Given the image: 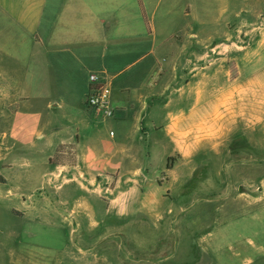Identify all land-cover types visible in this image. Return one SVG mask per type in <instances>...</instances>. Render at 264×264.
Wrapping results in <instances>:
<instances>
[{
    "label": "crops",
    "instance_id": "crops-1",
    "mask_svg": "<svg viewBox=\"0 0 264 264\" xmlns=\"http://www.w3.org/2000/svg\"><path fill=\"white\" fill-rule=\"evenodd\" d=\"M183 1V6L179 7ZM195 1L0 0V84L25 82L30 87L28 94L20 93L9 106L13 107L12 125L9 130L0 132V150L9 152L13 149L11 146L17 145L35 147L41 141L52 148L48 155L52 180L60 177L62 183L78 182L80 188L100 197L106 205V213L117 216L151 210L157 213L155 205L164 199L163 184L154 186V182L158 183L157 177L149 180L146 158H150V153L142 148L143 142L151 138L161 143L165 150L163 157H166L164 174H170L174 168L169 167L168 158L181 153L183 138L194 130L198 119L208 115L207 110L213 114L222 107L227 111L223 121L229 124L232 121L239 124L248 116L256 125L261 119V97L256 90L264 85V65L258 66L264 57V6L247 3L254 0H215L221 3L223 11L238 8L234 11L235 17L239 11L250 13L239 18L232 27L228 20L229 31L234 30L226 38L233 40L242 31L247 32L250 33L249 45L228 47L225 52L243 56L236 63L237 77L224 78L222 72L224 83H216L211 81L214 76L208 72L205 86L225 87L206 100L207 110L199 115L205 110L196 90L199 52L188 42L196 37L194 24L197 22L194 23L195 16H192ZM204 1L207 7L212 4V0ZM181 20L185 21L184 25H180ZM251 24H255L254 27L246 29ZM165 51L170 56L168 64H162L159 58L143 64L146 57ZM177 51L179 56H186L179 69L173 57ZM246 56L253 58L246 63ZM135 65H138L136 72H141V80L131 84L137 101H129L126 93L131 87L117 79ZM212 68L209 66V71ZM187 70L190 75L182 85V72L185 75ZM246 70L253 71L248 78ZM91 72L102 73L107 78L111 88L110 108L114 110L112 118L103 116L99 121L85 108ZM239 86L254 87L252 99L250 92L247 93L250 90H238ZM181 87H186V92H182ZM184 94L192 97L187 107L180 104L186 98ZM246 99L249 100L246 102ZM19 102L29 103V109L18 107ZM155 108L163 110L164 120L145 123L147 110ZM60 115L73 125L68 138H62V129L48 122V118ZM126 120L130 121L129 130H126L127 124L123 126L125 130L117 132L102 130L104 122L126 123ZM7 138L11 146L6 144ZM55 156L57 162H51ZM2 165L11 167L8 162ZM7 181L5 177L4 183ZM16 198L22 201L21 215L38 202L28 201L32 199L31 191H20ZM40 198L53 206L56 215L67 210V215L76 221L72 227L65 225L69 229L63 225L47 226L52 230L62 228L66 241L51 251L18 242L15 244L18 250L12 251L8 260L2 256L0 264H69L71 258L79 261L90 255L80 245L70 244L69 238L81 228L78 212L93 214L94 208L79 201L81 211L65 210L51 201L52 194L45 193ZM4 252L6 250H0L1 254Z\"/></svg>",
    "mask_w": 264,
    "mask_h": 264
},
{
    "label": "rangeland",
    "instance_id": "rangeland-1",
    "mask_svg": "<svg viewBox=\"0 0 264 264\" xmlns=\"http://www.w3.org/2000/svg\"><path fill=\"white\" fill-rule=\"evenodd\" d=\"M247 3L264 6V0ZM183 4L184 1L179 7ZM194 5L192 16H195L194 23L197 22L194 24L196 37L188 42L199 52L196 65L199 85L196 90L205 109L199 115H204L206 100L225 87L205 86L208 72L214 76L211 81L216 83H224L225 77H237L236 63L243 56L226 55L225 52L228 47L249 45L250 33L247 32L242 31L233 40L226 39L227 34L234 30L229 31L228 22L232 27L239 18L250 13L239 11L240 16L235 17L234 11L238 8L223 11L221 3L215 0L208 7L204 0H196ZM244 8L249 11L248 6L244 5ZM184 23L181 20L180 25ZM254 25H247L246 29ZM177 52L173 57L179 69L186 56H179ZM165 53L148 56L142 62L150 64L159 58L162 64H168L170 56ZM250 58L253 56H246L245 62ZM261 65H264V57L258 64ZM209 66L213 67L210 71ZM137 67L127 69L117 79L119 83L131 87L126 93L129 101H137L138 97L131 86L141 80ZM245 73L248 78L253 71L246 70ZM189 75L188 70L185 75L182 72V85ZM243 89H249L247 93L252 96L254 87L238 88ZM186 90V87H181L182 92ZM29 91L30 87L25 82L0 84V132L9 130L12 125L10 115L13 107L9 106L16 102L20 93L28 94ZM256 92L262 105L261 119L256 125L248 116L239 124L233 121L226 123L223 121L226 110L220 107L212 114L208 108V115L198 119L194 130L183 138L181 153L176 152L168 158L169 167L174 168L170 174H164L166 157H163L165 150L161 143L151 138L142 143V148L150 153V158H146L149 180L157 177L158 183L154 182V186L163 184L161 194L164 199L155 205L157 213L152 210L122 216L106 213V205L100 197L80 188L78 182L62 183L60 177L52 180L48 163L52 150L50 146L41 141L35 147L11 146L7 138L6 144L13 149L9 152L0 150V194L3 195L0 196V250H6L5 254L0 253V258L3 256L8 260L11 252L18 250L15 245L18 242L38 245L46 251L58 248L66 241L62 228L52 230L47 226L65 227L67 223L74 226L76 221L67 215L66 209L81 211L78 210L82 208L80 202H86L95 213L85 215L78 212L77 221L81 228L72 232L73 236L69 239L70 244L80 245L90 255L79 261L71 258L69 264H264V85ZM184 95L186 98L180 104L187 107L192 97ZM17 105L29 109L30 104L19 102ZM38 105L44 106L43 103ZM163 113L159 108L148 109L145 123L163 121ZM102 117L97 118L100 121ZM48 119L54 127L62 129V138H68L74 130L69 119L61 115ZM45 121L46 118L42 127ZM129 122L107 121L102 123V130H125V124L126 130H129ZM42 130L49 135L47 130ZM1 137L0 134V143ZM144 160L142 157V163ZM7 162L10 168L2 165ZM5 177L7 183H4ZM20 191H31L32 199L28 201H38L23 215L20 214L22 201L16 198ZM45 193L52 194L51 201L66 211L56 215L53 206L40 198Z\"/></svg>",
    "mask_w": 264,
    "mask_h": 264
},
{
    "label": "built area",
    "instance_id": "built-area-1",
    "mask_svg": "<svg viewBox=\"0 0 264 264\" xmlns=\"http://www.w3.org/2000/svg\"><path fill=\"white\" fill-rule=\"evenodd\" d=\"M111 88L104 74L91 72L89 74V87L84 99V105L89 115H100L112 118L113 109L110 108ZM112 134V132H111Z\"/></svg>",
    "mask_w": 264,
    "mask_h": 264
},
{
    "label": "trees",
    "instance_id": "trees-1",
    "mask_svg": "<svg viewBox=\"0 0 264 264\" xmlns=\"http://www.w3.org/2000/svg\"><path fill=\"white\" fill-rule=\"evenodd\" d=\"M61 148H62V147H59V149H61ZM59 149H58L57 151H60ZM54 161H56V156L54 157L53 160L51 159V162H54ZM56 162H57V161H56Z\"/></svg>",
    "mask_w": 264,
    "mask_h": 264
},
{
    "label": "bare ground",
    "instance_id": "bare-ground-1",
    "mask_svg": "<svg viewBox=\"0 0 264 264\" xmlns=\"http://www.w3.org/2000/svg\"><path fill=\"white\" fill-rule=\"evenodd\" d=\"M210 113V112H209ZM217 115V114H216ZM214 118V117H213ZM220 120V119H219ZM215 122H216V120H215ZM217 123V122H216ZM220 123V122H219ZM213 125V124H212ZM205 127V126H204Z\"/></svg>",
    "mask_w": 264,
    "mask_h": 264
}]
</instances>
